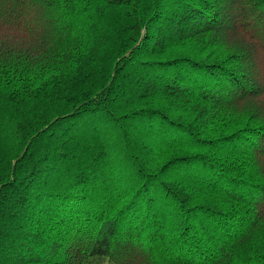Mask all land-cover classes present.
<instances>
[{
  "label": "trees",
  "instance_id": "1",
  "mask_svg": "<svg viewBox=\"0 0 264 264\" xmlns=\"http://www.w3.org/2000/svg\"><path fill=\"white\" fill-rule=\"evenodd\" d=\"M264 264V0H0V264Z\"/></svg>",
  "mask_w": 264,
  "mask_h": 264
},
{
  "label": "rangeland",
  "instance_id": "2",
  "mask_svg": "<svg viewBox=\"0 0 264 264\" xmlns=\"http://www.w3.org/2000/svg\"><path fill=\"white\" fill-rule=\"evenodd\" d=\"M90 264H109L106 258H92Z\"/></svg>",
  "mask_w": 264,
  "mask_h": 264
}]
</instances>
